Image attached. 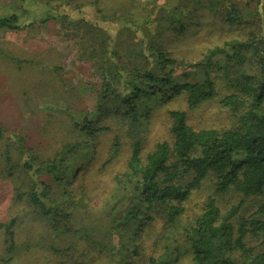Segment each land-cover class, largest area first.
<instances>
[{"label":"trees","instance_id":"16d2710c","mask_svg":"<svg viewBox=\"0 0 264 264\" xmlns=\"http://www.w3.org/2000/svg\"><path fill=\"white\" fill-rule=\"evenodd\" d=\"M214 1L213 12L225 24H246L251 29L243 39L226 41L209 50L200 61L175 58L163 47L160 33L183 26L182 19L172 21V17L185 8V2L195 6L202 1H178L165 8L162 5L142 23L135 20L133 24L128 18V27L122 31L131 34L137 52L130 47L118 51L112 46L115 39L106 34L98 65L102 84L96 112L91 118L75 119V140L62 145L53 158L42 160L26 145L23 136L0 127V138L8 139L4 151L7 174L25 176L27 187L20 195L26 196L40 214L52 219L55 231L65 234L71 229L72 213L50 198L52 187H66L75 170L73 157L77 152L90 139L112 131L110 126L98 123V118L107 116L123 125L115 135L106 163L120 155L125 142L130 143L127 169L116 177L115 200L110 203V246L98 241L85 225L76 230L81 238L97 244L100 251L108 249L112 264H139L144 256L138 243L143 227L159 220L165 231L146 264H180L184 254L180 238L187 243L194 264H264V201L249 217H238L240 205L224 213L214 197L234 190L244 197L264 199V17L260 18L257 9L250 20L232 1ZM17 22L16 15L0 18V29L17 28ZM154 24L155 32L151 34ZM249 64L256 65L258 73L245 71ZM195 73H202V78L193 79ZM219 79L227 82L231 93L219 94ZM180 97L186 98L189 109L219 98L235 123L222 131L194 129L186 111L169 110L173 142H158L144 156L139 135L150 113L156 104ZM11 148L17 158H12ZM42 175L48 181L42 180ZM209 177L215 180V194L208 198L200 214L186 217L185 202L193 189ZM12 226L10 223L5 230L8 250L13 253ZM250 239L260 241L257 246L263 249L249 245Z\"/></svg>","mask_w":264,"mask_h":264},{"label":"rangeland","instance_id":"374dc122","mask_svg":"<svg viewBox=\"0 0 264 264\" xmlns=\"http://www.w3.org/2000/svg\"><path fill=\"white\" fill-rule=\"evenodd\" d=\"M178 1L203 3L195 6L183 3L185 8L177 10L176 18L172 17V21L182 19L183 26L160 33L163 47L180 61L203 60L209 50L223 46L226 41L243 39L251 29L246 24H225L213 12L214 0H0V18L18 16L17 28L0 29V127L23 136L26 145L42 160L53 158L62 145L75 140L72 128L75 119L91 118L96 112L102 84L98 65L106 34L115 39L112 46L118 51L129 47L135 50L137 46L131 34L122 31L127 19L131 17L129 22L133 24L135 20L148 21L149 15L162 5L170 7ZM230 1L250 20L257 9L260 18L264 17V0ZM50 16L49 20H43ZM155 27L154 24L150 28L151 34ZM244 70L258 73L254 64ZM202 76L195 73L193 79L199 80ZM217 84L220 95L232 92L224 79H219ZM158 104L138 134L144 156L158 142H173L169 110L186 111L188 123L194 129L222 131L235 123L232 113L221 105L219 98L196 109H189L185 97ZM97 122L110 126L112 131L90 139L73 157L75 170L70 175V183L66 187H52L50 193L53 201L72 213L71 229L65 234L55 231L52 219L40 214L26 196L20 195L28 180L17 172L7 174L4 151L8 139L0 138V225H3L0 264H112L108 249L100 251L97 244L76 233L85 225L98 241L110 246L113 218L110 203L115 200V180L125 173L130 155V143L125 142L120 155L106 165L115 135L123 125L107 116L98 118ZM11 153L12 158L18 157L13 148ZM41 179L48 181L45 175ZM214 189L212 177L193 189L185 202L186 217L200 214L208 198L215 194ZM214 197L224 213L240 205L238 217H249L264 201L261 197H244L234 190ZM10 223H13L16 249L13 253L8 250L5 230ZM164 231L162 220L143 227L138 243L144 256L138 260L139 264H146L147 257L157 251L155 244ZM180 239L184 252L180 264H194L187 243ZM248 243L257 250L263 249L257 246L260 241L256 239Z\"/></svg>","mask_w":264,"mask_h":264}]
</instances>
